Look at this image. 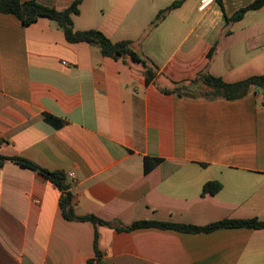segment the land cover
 Masks as SVG:
<instances>
[{"label":"crops","instance_id":"obj_1","mask_svg":"<svg viewBox=\"0 0 264 264\" xmlns=\"http://www.w3.org/2000/svg\"><path fill=\"white\" fill-rule=\"evenodd\" d=\"M26 1V0H22ZM64 10L77 0H35ZM82 0L77 31L131 41L159 70L115 61L67 42L54 21L24 26L0 13V154L66 174L78 216L205 227L264 222V95L202 97V75L227 83L264 75V7L228 23L255 0ZM198 82V84H194ZM191 89L195 97L163 89ZM46 115L66 122L56 128ZM161 160L150 172L145 159ZM71 174L75 176L72 177ZM210 182L222 189L205 193ZM61 192L36 172L0 169V264H264V229L187 234L157 227L119 232L64 219Z\"/></svg>","mask_w":264,"mask_h":264},{"label":"trees","instance_id":"obj_2","mask_svg":"<svg viewBox=\"0 0 264 264\" xmlns=\"http://www.w3.org/2000/svg\"><path fill=\"white\" fill-rule=\"evenodd\" d=\"M188 0H178L172 5L162 10L156 17L153 25L161 22L165 16L175 9L180 8ZM82 0L75 1L70 7L64 10H57L52 7L44 6L35 0H0V13L11 14L16 16L24 26H31L41 18H47L59 26L63 31L67 42L71 44L85 42L91 46L100 49L105 57L114 59L115 61H130L133 64L141 65L144 69L147 84H156L159 77V70L154 64H150L147 60L143 59L134 49L133 42L120 41L114 42L108 38L100 30L77 31L75 29L74 19L81 13ZM264 7V0H255L249 6L237 11L228 23H235L241 21L248 13L260 10ZM202 85V97L208 99H239L245 97L251 89L259 90L264 95V75H254L245 80L227 83L221 78L214 77L210 74L201 76L198 80ZM198 84V82H194ZM186 87L177 86L173 90L163 89L166 94L177 93L186 97H195L191 89ZM45 120L47 123L56 128H61L66 125L62 119H58L51 115H46ZM6 162H13L18 166L30 169L39 174L44 179L53 183L61 192L60 207L64 219L68 221H85L91 222L96 227L105 226L114 228L119 232H131L141 228L157 227L160 229H171L181 233L187 234H200L210 233L215 230L224 228H253L264 229V222L256 219L253 220H223L210 224L205 227H198L194 225L162 223L153 221L136 222L130 226L122 225L121 223H110L103 221L95 215L78 216L73 206V193L71 191V184L68 182L67 176L63 172H52L46 170L35 163L23 158H6L0 154V169L3 168ZM161 163L159 159L146 158L145 170L150 172ZM222 189V185L218 182H210L205 188V193L216 194ZM99 237L97 235L95 240V258L89 260L88 264H101L103 252L98 247Z\"/></svg>","mask_w":264,"mask_h":264},{"label":"built area","instance_id":"obj_3","mask_svg":"<svg viewBox=\"0 0 264 264\" xmlns=\"http://www.w3.org/2000/svg\"><path fill=\"white\" fill-rule=\"evenodd\" d=\"M218 0H200L199 1V11L205 12L210 7H212ZM72 177H74V174H71Z\"/></svg>","mask_w":264,"mask_h":264},{"label":"rangeland","instance_id":"obj_4","mask_svg":"<svg viewBox=\"0 0 264 264\" xmlns=\"http://www.w3.org/2000/svg\"><path fill=\"white\" fill-rule=\"evenodd\" d=\"M261 16H264V15H261Z\"/></svg>","mask_w":264,"mask_h":264}]
</instances>
